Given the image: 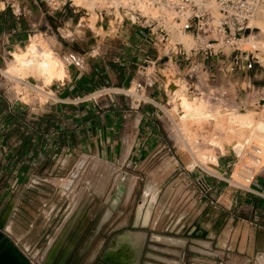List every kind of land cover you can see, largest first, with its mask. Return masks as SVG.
Instances as JSON below:
<instances>
[{"label": "crops", "instance_id": "0c3cea01", "mask_svg": "<svg viewBox=\"0 0 264 264\" xmlns=\"http://www.w3.org/2000/svg\"><path fill=\"white\" fill-rule=\"evenodd\" d=\"M28 11L21 20L0 10V60L2 47L24 50ZM97 15V24L109 18ZM62 19L56 28L69 29ZM77 31L62 39L64 56L77 59L49 85L54 100L12 103L0 91V226L39 264H243L264 255V171L248 190L221 183L199 201V170L185 172L194 151L178 145L159 104L131 108L120 94L67 102L129 86L135 62L153 53L146 30ZM153 95L162 104L159 90ZM237 164L220 150L212 163L216 172ZM128 232L140 235L138 256L134 244L115 242Z\"/></svg>", "mask_w": 264, "mask_h": 264}, {"label": "built area", "instance_id": "2783aa9c", "mask_svg": "<svg viewBox=\"0 0 264 264\" xmlns=\"http://www.w3.org/2000/svg\"><path fill=\"white\" fill-rule=\"evenodd\" d=\"M43 1L53 11L65 12L68 7L85 9L76 5L74 0ZM104 1L106 6L96 9L101 18L112 17L146 30L148 45L153 53L144 52L140 60L135 62L136 74L129 86H106L67 102L79 103L95 100L100 96L120 94L130 98L131 108L143 104H159L162 113L169 121L174 122L169 109H163L161 104L155 101V90H159L166 97L167 105L170 104L168 97L171 85L177 76H181L186 80L189 93L193 96L211 102L221 100L222 97L228 101V93H218L213 83L217 81L218 74L244 73L258 61L250 47L244 45L241 39L258 29L250 23V19L256 16L260 8H264V0ZM7 7H11L15 14L21 15L19 6L15 8L14 0H0V10ZM146 9L156 10V13L146 12ZM175 35L182 38L176 39ZM5 74L6 70L0 65V91L10 96V102L26 104L22 99L24 90L16 92L5 84ZM24 85H21L22 89L29 90ZM55 98L51 91L45 101ZM175 129L182 135L178 127ZM201 165L185 167L186 173L199 170V174L192 178L199 201L209 199L212 191L221 183L237 190H248L256 176L261 175L255 171L254 166H249L240 172V179L236 180L233 178L234 168L230 172H216ZM25 254L32 264H39L30 254Z\"/></svg>", "mask_w": 264, "mask_h": 264}, {"label": "rangeland", "instance_id": "374dc122", "mask_svg": "<svg viewBox=\"0 0 264 264\" xmlns=\"http://www.w3.org/2000/svg\"><path fill=\"white\" fill-rule=\"evenodd\" d=\"M23 1L24 0H14L15 8H17V6H19L20 4L19 9L21 15H19V17L21 20L26 18L24 15L25 10H27V12H29V9L31 10V12L29 13L30 15L28 14V16L30 17L31 24L30 30L28 32L29 40L22 47V49H25L24 47L30 44L31 37L38 34L41 36V39L44 41V45H46V47H49L50 49L52 47L57 52V54L61 56L65 55L66 52H69L67 48L63 47L62 39L67 38L69 36H73V32H75L76 30H84L87 32H91L96 31L99 28V32H106L107 30H110L111 32H118V30L123 27V22L119 21V19H114L112 17H105L104 21H99L97 24V21L100 17H98L96 9L105 7L106 5L104 4V1L97 2L94 6H89L86 3H81L74 0L76 4H78L80 7H84L85 9L79 7H68L65 13L66 20H69L68 22L70 24V27L69 29L61 28L59 30L56 28V24H58L59 21L64 18L65 13L61 11H53L43 0H36V5L32 4L31 8L24 9V4L27 3V0H25L24 3ZM2 6L3 5H1V7ZM6 9L10 10V13L13 12L11 7H7ZM251 35H253V37H256L259 40L263 39V32L259 27ZM247 41L248 40H246L245 42L247 43ZM246 46L250 47L255 57L258 56L257 63L251 69L244 73L239 72L231 75L218 74L217 81H213L217 88L216 91L218 93H224V91H226L230 100L226 101L224 100V97H222L220 98L221 100L211 102L203 98V100L205 101L204 108L209 111V115L211 116L206 118V120L208 119L206 122H199V124L195 123L193 125L188 124L186 125L185 130L181 128L183 136H186V139H183V136L181 137V135L178 134L175 129L176 126L174 122L169 121V126L173 130L174 136L177 139V143L182 148V150H184V152L190 155L188 147H192L195 157H198L197 160L199 159L198 161L202 163V165L201 163L200 165L210 170H214V167L209 160L212 156L217 157L219 154V150L221 151V153H225L227 151V156L232 158V164L240 162L236 165L239 166L243 160V162H245V160H248V152L253 151L251 145L257 142L255 145L258 146L262 151L261 154L259 153L261 157V163H263L260 167L261 170L264 171V104H262L264 103V48H261L260 46L255 47L247 44ZM254 48H256V50ZM1 49L3 57L0 60V65L2 69L6 70L8 68L10 74L16 78L14 80L13 77L8 74H5L7 76V81H5V84H8V86L13 88L16 92H22L24 90V96L22 99L26 102L33 101L37 103L42 102V100H47L46 94L40 92L35 87L37 86L51 93L49 85L53 82L54 79L62 78L64 75L57 76L55 78H52L51 81H49L45 76H42L40 74L34 73L28 76L18 74L16 69H13L11 67L8 55L7 62L5 56L8 51H13L14 48L11 47L8 49H4V47H2ZM69 63L70 62L66 63L64 69ZM17 77H21L25 81H22V79ZM41 78L44 79L43 82ZM0 81H2L1 78ZM26 81H29L32 84L28 83L26 85ZM2 84H4V82L1 83V86ZM23 84H25L24 86L29 88V90L27 89L26 91L25 89H22L21 85ZM34 85L35 87H33ZM162 96L164 100L161 104V107L163 109L169 108V112L174 117V111L170 109L174 107V101L171 94H169L168 97V100L170 102V104L168 105L166 104V97L164 95ZM241 120L248 121L247 124L251 127V129L247 130V128H245L244 130H242V133L236 132L231 134L229 129L230 126L233 123L238 124ZM181 126L183 125L181 124ZM198 147H202V150L204 152L206 151V154L209 155V160H205L206 163H203L204 160H202L201 157L198 156ZM232 148H235L236 152L241 155L239 158L236 157ZM84 163L85 157L83 156L78 160L77 166L73 171V174H78L77 171H79L80 167ZM194 163L196 162L194 161ZM233 168L235 170L234 166L232 167V169ZM257 168L256 172L262 174L263 171L261 172L259 171V168ZM113 169L114 167L112 166V171ZM91 173L92 172L90 169V175ZM79 174L81 173L79 172ZM96 174L101 175L100 172ZM257 177L258 175L256 176V178ZM122 185H125V183ZM256 258L250 259L249 261L243 264H264V255L259 256L258 259Z\"/></svg>", "mask_w": 264, "mask_h": 264}, {"label": "bare ground", "instance_id": "6f19581e", "mask_svg": "<svg viewBox=\"0 0 264 264\" xmlns=\"http://www.w3.org/2000/svg\"><path fill=\"white\" fill-rule=\"evenodd\" d=\"M75 1L86 3L89 6H94L97 2H102L104 0H75ZM145 11L152 12L154 14L156 13V10H153V9H146ZM250 23L252 25H256L257 27L261 28L263 32V36H262L263 39L259 40L256 37H253V35L251 34H253L255 32L254 31L250 33L247 37H244L243 39H241V42L245 45L247 44V45H252L255 47L260 46L261 48H264V8H260L258 10L256 16L250 19ZM174 38L180 39L182 37H180L179 35H175ZM246 40H248L247 43L245 42ZM254 49L256 50V48ZM256 57L258 58V56ZM8 58L10 59L11 67L13 69H16L18 74H21L23 76L25 75L28 76L34 73L40 74L42 76H45L47 80L49 81H51L52 78L54 77L62 76L63 69L66 63L72 62L73 60L77 59L76 56H64V55L59 56L52 47L50 49L49 47H46V45H44V41L41 39V36L38 34L31 37L30 44L26 46L22 52L13 50L8 54ZM7 72L10 74L9 71ZM17 78L22 79L21 77H17ZM22 81H25V80L22 79ZM27 84L28 83H26V85ZM33 87H35V85ZM35 88L38 89L40 92L46 94V96H48V94H51L37 86ZM170 94L174 101V107L170 108L174 111V115L176 116V117L174 116V123L176 124V128L178 127L181 131L182 129L183 130L186 129V125L188 124L193 125L195 123L199 124V122H206L208 120V119L206 120V118L211 116L209 115V111L204 108L205 101L203 100V98L193 96L192 94H190L188 90L187 82L181 76H177L173 80V85H171V88H170ZM166 109H169V108H166ZM247 122L248 121L241 120L238 124L233 123L229 128L231 134L236 133V132L242 133V130H244L245 128H247V130L251 129V127L247 124ZM181 124L183 126H181ZM185 139H186V136H185ZM256 143L257 142H255V144ZM255 144L251 145V148L253 151L252 152L249 151L247 154L248 160L247 161L245 160V162H243L244 160L242 159L243 161L239 166H234L235 167V170L233 173L234 179L236 180L240 179L239 178L240 172L249 166H254L255 171H256V168L258 167L259 171H261L260 166L263 163H261L260 154L262 151ZM189 149L191 148L189 147ZM202 149H203L202 147H198L197 149L198 156H200L201 159L204 161L209 160L208 158L209 155L206 154L207 152L206 151L204 152ZM197 158H196V161L194 160L196 163H194L193 161L189 165L190 167H193L195 164H200L198 161L199 159L197 160ZM217 158L218 156L217 157L212 156L209 161L211 163H216ZM204 163H206V161ZM139 236L140 235L137 234L134 237L132 233L128 232L116 238L115 242H118L120 245H124V246L134 244V250H135L134 253L137 254L138 256L139 249H140V246H139L140 242L138 240H141Z\"/></svg>", "mask_w": 264, "mask_h": 264}, {"label": "water", "instance_id": "95a60500", "mask_svg": "<svg viewBox=\"0 0 264 264\" xmlns=\"http://www.w3.org/2000/svg\"><path fill=\"white\" fill-rule=\"evenodd\" d=\"M124 186L120 185L122 192ZM0 264H32L29 257L8 235V228L0 226Z\"/></svg>", "mask_w": 264, "mask_h": 264}]
</instances>
